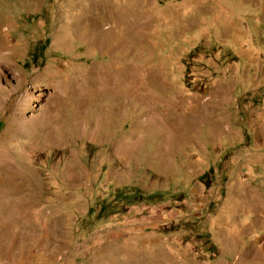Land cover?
<instances>
[{"label": "rangeland", "instance_id": "obj_1", "mask_svg": "<svg viewBox=\"0 0 264 264\" xmlns=\"http://www.w3.org/2000/svg\"><path fill=\"white\" fill-rule=\"evenodd\" d=\"M0 264H264V0H0Z\"/></svg>", "mask_w": 264, "mask_h": 264}, {"label": "trees", "instance_id": "obj_2", "mask_svg": "<svg viewBox=\"0 0 264 264\" xmlns=\"http://www.w3.org/2000/svg\"><path fill=\"white\" fill-rule=\"evenodd\" d=\"M208 84H205V86H200L197 88H194V91L198 94L204 95L207 92Z\"/></svg>", "mask_w": 264, "mask_h": 264}]
</instances>
